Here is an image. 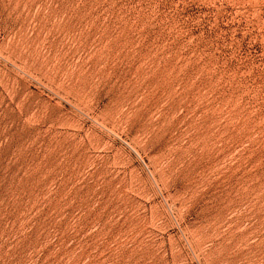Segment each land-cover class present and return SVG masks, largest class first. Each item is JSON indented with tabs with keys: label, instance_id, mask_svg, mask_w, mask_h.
I'll return each mask as SVG.
<instances>
[{
	"label": "rangeland",
	"instance_id": "374dc122",
	"mask_svg": "<svg viewBox=\"0 0 264 264\" xmlns=\"http://www.w3.org/2000/svg\"><path fill=\"white\" fill-rule=\"evenodd\" d=\"M0 264H264V0H0Z\"/></svg>",
	"mask_w": 264,
	"mask_h": 264
}]
</instances>
